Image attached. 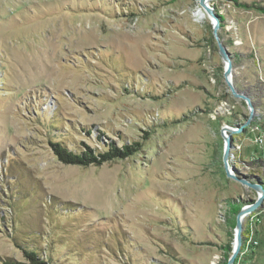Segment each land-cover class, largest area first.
Segmentation results:
<instances>
[{
    "label": "rangeland",
    "instance_id": "rangeland-1",
    "mask_svg": "<svg viewBox=\"0 0 264 264\" xmlns=\"http://www.w3.org/2000/svg\"><path fill=\"white\" fill-rule=\"evenodd\" d=\"M242 211L264 264V0H0V264H228Z\"/></svg>",
    "mask_w": 264,
    "mask_h": 264
},
{
    "label": "trees",
    "instance_id": "trees-1",
    "mask_svg": "<svg viewBox=\"0 0 264 264\" xmlns=\"http://www.w3.org/2000/svg\"><path fill=\"white\" fill-rule=\"evenodd\" d=\"M51 149L56 156V158L65 165H74V166H101L105 163H108L114 159H125L133 153L137 152L136 147L139 144L134 143L131 145H126L120 149L115 147L114 143L107 145V150L103 152H98L95 149L90 148L84 144V148L79 151L69 150L67 147H64L60 142H51ZM23 256L25 261L23 262H14L8 261L4 264H47L43 260L39 253L36 251L28 250L27 248L22 249Z\"/></svg>",
    "mask_w": 264,
    "mask_h": 264
},
{
    "label": "water",
    "instance_id": "water-1",
    "mask_svg": "<svg viewBox=\"0 0 264 264\" xmlns=\"http://www.w3.org/2000/svg\"><path fill=\"white\" fill-rule=\"evenodd\" d=\"M201 3L204 7H206V3H205V0H201ZM217 23L215 24V33H216V30H217ZM220 54L222 55V58L223 60L225 61L226 63V66H225V72H224V75H225V78H226V81L228 83V85L232 88V84H231V75H232V64H231V60L229 59V57L227 56L224 48L221 46L220 47ZM233 90V93L236 97L238 98H242L246 101L248 107H249V110H250V113L251 115H253V110H252V105L250 103V99H248L247 97H245L244 95H239L235 92V90L232 88ZM227 142H229V138H225ZM257 189H260V188H257ZM263 200V197L260 196L259 200L254 204V206L248 208L249 210H253L257 205H259ZM244 211L240 212V214L238 215L237 217V224H236V227H237V230H238V233H237V240H238V244L235 248V252L233 254V256L230 258L229 260V263L228 264H233L234 261H235V258L238 254V251H239V245L241 244V241H242V236H241V232H242V223H241V218L242 216L244 215Z\"/></svg>",
    "mask_w": 264,
    "mask_h": 264
},
{
    "label": "bare ground",
    "instance_id": "bare-ground-1",
    "mask_svg": "<svg viewBox=\"0 0 264 264\" xmlns=\"http://www.w3.org/2000/svg\"><path fill=\"white\" fill-rule=\"evenodd\" d=\"M208 0H205V3H207ZM201 12V11H200ZM202 16V14H200Z\"/></svg>",
    "mask_w": 264,
    "mask_h": 264
}]
</instances>
